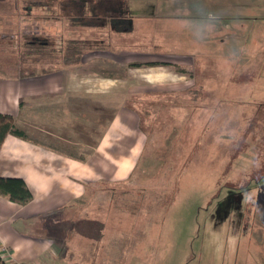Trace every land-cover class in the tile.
<instances>
[{
    "label": "rangeland",
    "instance_id": "1",
    "mask_svg": "<svg viewBox=\"0 0 264 264\" xmlns=\"http://www.w3.org/2000/svg\"><path fill=\"white\" fill-rule=\"evenodd\" d=\"M15 1H3L9 17L0 12V48H11L0 53V77L72 80L55 99L23 101L22 119L55 118L58 146L78 157L114 122L124 140L139 134L129 179L89 182L82 207L57 215L63 230L33 232L66 255L42 264H264V0H91L60 16L53 3ZM120 3L133 23L126 34L101 25ZM32 36L53 51L24 50ZM72 38L97 46L66 65ZM179 90L188 93L172 108L149 104Z\"/></svg>",
    "mask_w": 264,
    "mask_h": 264
},
{
    "label": "crops",
    "instance_id": "2",
    "mask_svg": "<svg viewBox=\"0 0 264 264\" xmlns=\"http://www.w3.org/2000/svg\"><path fill=\"white\" fill-rule=\"evenodd\" d=\"M3 1L10 3L13 0H0ZM18 1L20 0L15 1L17 5ZM5 2L4 6L0 4V12L8 16L13 12ZM71 2L76 8L79 4L80 7L93 6L91 0ZM24 7L27 8L25 5ZM127 10L125 3L118 4L116 9L109 11L113 15L107 12L108 18L101 25L111 26L113 30L126 34L133 24L126 16ZM176 12L178 11H172L174 14ZM157 13L155 11L154 15ZM55 21H59L58 18ZM126 36V41L120 42V45L128 44L130 37ZM6 52V48H0V53ZM45 75L42 80L23 75H17L15 78L0 77V112L11 114L15 128L24 133L23 137L8 133L4 138L0 147V177L22 178L33 195L31 201L20 205L0 194V248L6 247V252L2 253L3 257L9 256L5 260H12L15 264H40L41 259L46 256L51 259L59 257L62 261L66 255H62L63 258L60 256L61 250L55 246L54 238L50 237V240L43 235L38 237L33 232L51 230L50 227L55 232L63 230L64 228L58 229L57 225V215L64 211L62 208L82 207L86 196L85 185L89 182L109 185V182L113 184L126 178L140 152V147L138 149L136 145L139 134L135 133L130 141L124 140L125 135L110 131L111 127H114L113 130L121 129L122 124L115 122L103 133L97 145L89 146L91 150L86 147V155L80 154L79 157L64 153L58 146L61 142L57 139L62 140L65 137L51 127L50 123L55 126L58 123L53 120L55 118L50 120L47 113H35L33 117L40 116L38 122L32 126L27 124L21 117L23 101L55 99L59 96L56 92L64 89L69 83L72 85V80L68 84L66 82L69 78L56 80L52 78L55 75L53 73ZM39 135L43 137L40 138ZM51 136L55 137L56 141ZM70 236L64 251L72 258ZM83 254L85 253H80L82 258Z\"/></svg>",
    "mask_w": 264,
    "mask_h": 264
},
{
    "label": "trees",
    "instance_id": "3",
    "mask_svg": "<svg viewBox=\"0 0 264 264\" xmlns=\"http://www.w3.org/2000/svg\"><path fill=\"white\" fill-rule=\"evenodd\" d=\"M20 1L23 2V4H25V6H27V9H31L33 4H36L37 6H40V5L41 6H48V4L53 3V4H51L52 8H54V10L56 11L57 14H59V16L61 15L60 12L61 13L62 12L70 13L72 11V9L74 10V8H76L74 3L72 4L71 0H20ZM67 19L72 20L74 18H72L69 15V16H67ZM22 39H23L24 50H27L28 52L30 51V49H36V50L40 51L39 55H41V54L44 55L45 53H51V51H47L45 53L43 51L53 49V48H49L50 44L47 45V47H43L45 44L42 41H39V42L34 41V39L40 40V38H38L36 36H32L31 38L22 37ZM31 44H35L36 46L40 45L41 47L35 46L34 48H31V46H30ZM86 46L90 47V46H97V45H95L93 41L92 42H90V41H88V42L79 41V40L73 39V38L70 39L69 41H67V43L65 44L64 53H63V57H62L64 64H66V65L76 64L79 61H81L82 54L84 53L83 49ZM6 47H7L6 49H8V50L11 49L9 46H6ZM18 49H19V45L17 46V51H16L17 53L20 52V50L18 51ZM27 51H25V52L22 51L21 54H19L21 59H24L23 58L24 53H27ZM134 65H138V64H134ZM176 68H177L178 72L187 73V74L192 76L191 71H189L185 68H182V69H180L179 67H176ZM189 91H190V89H189ZM162 93H166V97L168 99H164L163 95H161ZM162 93H160V96H158L156 98H149V100H148L150 102L149 104L151 106H153L152 103H154L155 106L157 105V103L162 105L164 100H166L168 102V104L171 105V108H172L173 106H175L178 103L174 97L178 93H184L185 94L188 92H187V90H179V91H167V92H162ZM164 97H165V95H164ZM148 109H150V107ZM148 109L146 107H144L143 113L150 115V110H148ZM149 118L150 117H148V119ZM8 133L14 134V135L19 136V137L24 136V133L21 130H18L17 128H15L14 117L11 114L0 112V147L4 141V138L6 137V135ZM183 135H185V133ZM144 147H145V145H144ZM144 147L141 151V154L143 153ZM197 149H198L197 147H193L191 150H197ZM135 167H136V165H134L133 168L131 169V171L128 175V179L130 178V175L134 173ZM127 190H128L127 192L132 191V189H127ZM100 191H105V190H101V188H100L99 193H100ZM0 194L8 197V199L10 201L15 202V203L20 204V205H24V204L28 203L33 198L32 192L27 187L24 180L22 178H17V177H0ZM88 256L89 255L83 254V259L87 258ZM0 264H8V262L5 260V257H3L1 252H0Z\"/></svg>",
    "mask_w": 264,
    "mask_h": 264
},
{
    "label": "built area",
    "instance_id": "4",
    "mask_svg": "<svg viewBox=\"0 0 264 264\" xmlns=\"http://www.w3.org/2000/svg\"><path fill=\"white\" fill-rule=\"evenodd\" d=\"M0 252H1V253L6 252L5 248L1 247V248H0ZM2 255H3V254H2Z\"/></svg>",
    "mask_w": 264,
    "mask_h": 264
},
{
    "label": "flooded vegetation",
    "instance_id": "5",
    "mask_svg": "<svg viewBox=\"0 0 264 264\" xmlns=\"http://www.w3.org/2000/svg\"><path fill=\"white\" fill-rule=\"evenodd\" d=\"M104 19H106V18H104ZM111 19V18H110Z\"/></svg>",
    "mask_w": 264,
    "mask_h": 264
}]
</instances>
